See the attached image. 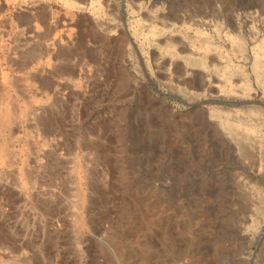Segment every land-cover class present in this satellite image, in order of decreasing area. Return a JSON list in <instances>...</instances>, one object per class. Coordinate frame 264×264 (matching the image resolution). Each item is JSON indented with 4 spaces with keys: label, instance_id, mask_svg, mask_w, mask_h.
Returning a JSON list of instances; mask_svg holds the SVG:
<instances>
[{
    "label": "rangeland",
    "instance_id": "374dc122",
    "mask_svg": "<svg viewBox=\"0 0 264 264\" xmlns=\"http://www.w3.org/2000/svg\"><path fill=\"white\" fill-rule=\"evenodd\" d=\"M0 113V264H264V0H0Z\"/></svg>",
    "mask_w": 264,
    "mask_h": 264
},
{
    "label": "bare ground",
    "instance_id": "6f19581e",
    "mask_svg": "<svg viewBox=\"0 0 264 264\" xmlns=\"http://www.w3.org/2000/svg\"><path fill=\"white\" fill-rule=\"evenodd\" d=\"M35 59V58H34ZM10 124V117L8 115V113H0V137L3 133V131L8 127V125ZM2 143H0V156H3L5 153V149Z\"/></svg>",
    "mask_w": 264,
    "mask_h": 264
}]
</instances>
